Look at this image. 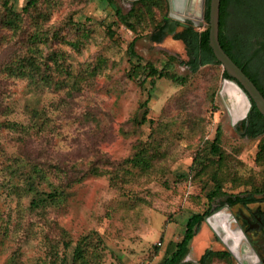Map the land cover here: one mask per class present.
<instances>
[{"label": "rangeland", "instance_id": "1", "mask_svg": "<svg viewBox=\"0 0 264 264\" xmlns=\"http://www.w3.org/2000/svg\"><path fill=\"white\" fill-rule=\"evenodd\" d=\"M27 1L9 0L19 27L0 25V264H157L181 238L190 214L224 199L222 193L207 198L214 173L227 194L257 187L262 189L253 194L264 196L262 136L237 131L242 117L231 113L234 99L223 90L222 66L205 64L188 73L178 62L186 58L181 40L166 31L158 41L149 37L155 25L166 27L169 8H154L152 19L133 29L107 0H35L26 10ZM242 1L253 4L252 11L260 4ZM114 2L123 13L132 3ZM236 19L232 14L227 25L236 26ZM32 33L42 42L30 44ZM133 37L138 62L188 74L186 82L130 77ZM32 48L64 52L66 87L34 85L4 71L6 62ZM147 97L148 120L138 125L133 118L141 117ZM33 109L45 116L41 131L30 126ZM217 127L224 156L213 163L209 142ZM141 143L152 153L146 170L124 163ZM222 214L209 219L214 228ZM208 226L202 222L190 242L185 259L194 264L203 249L220 247ZM224 231L223 240L231 239L229 247L237 251L233 258L250 264L249 246L238 247L239 233L230 229L227 237ZM77 244L84 246L80 257Z\"/></svg>", "mask_w": 264, "mask_h": 264}, {"label": "trees", "instance_id": "2", "mask_svg": "<svg viewBox=\"0 0 264 264\" xmlns=\"http://www.w3.org/2000/svg\"><path fill=\"white\" fill-rule=\"evenodd\" d=\"M249 1V0H248ZM108 4L115 8L116 14L119 16L120 21L134 29L135 23L145 21L147 18L152 19L154 15V8L164 9V13L168 10L169 4L167 0H134L131 3L130 9L123 13L116 5L114 0H107ZM244 3L242 0H220V18H219V41L225 52L240 66L243 71L252 79L257 85L259 90L264 95V0H257L256 5L254 3V9L251 10L253 4ZM2 6L0 8V25L7 26L11 29L19 27L20 16L19 13L11 7L9 0H2ZM245 4V5H244ZM35 5V0H28L23 9H28L30 6ZM232 6V11L229 12L228 8ZM236 13V14H235ZM236 16V26H228L227 20L231 15ZM209 0H204V24L203 29H196L194 25L188 24L187 26L180 27L175 34V38L181 40L185 47L186 58L179 59L178 62L188 69V73L197 72L200 66L205 64H213L215 66H221V63L215 58L211 47L208 43L209 27ZM166 22V16L162 19ZM166 24V23H165ZM158 28V30H157ZM164 24H157L153 30L148 34L151 39L158 41L161 38ZM32 33L28 39L30 44L35 42H42L37 34ZM133 37L128 43L129 58L132 62L131 72H128L130 77L144 74L142 82L147 77H151L152 81L155 78H161L163 76L169 77L173 82L183 84L187 80L188 74L170 73L165 68H157L152 62L140 63L139 57L134 50ZM48 44L47 40L43 42ZM30 52L19 54L15 60L6 62L3 65L5 72L18 77L28 78L34 85L40 83L47 85H58L60 87H66V64L64 62V52L57 49L51 50L49 48L45 53H37L36 50L29 49ZM137 61V63L133 61ZM222 75L224 78H228L227 73L222 68ZM148 97L141 102L139 108L143 109L141 117L135 116L133 120L138 125L145 123L148 118L146 116L148 107ZM250 109L246 118L249 119V126L245 132V136L255 138L262 136L261 148L258 152L259 159H264V116L259 112L254 102L250 98ZM140 110V109H139ZM39 111L32 110V118L30 119L31 128L37 131L43 130L46 126V121ZM9 126H17V121L7 122ZM26 129L25 131H27ZM221 130L217 127L213 139L209 142V153L217 158L213 163L222 161L223 150L220 145ZM199 153V152H197ZM152 153L147 151V147L144 143H141L137 150L129 157L126 158L124 163L130 166H139L142 169H148L150 166V158ZM200 156L202 154L200 153ZM213 159L207 157L204 161ZM195 160V159H194ZM126 165V167H127ZM37 168L38 165L34 163ZM39 170V168H37ZM144 170V171H145ZM214 183L207 193V198L212 200L220 193L226 196L225 202L234 203L239 200L250 199V196H242L241 193L227 194L223 188V179L218 173H214L211 179ZM262 188H255L248 192V195L253 192L260 191ZM264 189V188H263ZM62 194V191H60ZM210 211L207 208L203 212H194L187 217L185 222V228L181 238L177 241H171L173 248L161 257L157 264H192L191 261L185 259L189 251V245L193 237L196 235L201 221L204 216ZM84 247V246H83ZM77 244L76 248H79L77 252L78 257L81 256V250H84ZM229 257L226 250L214 251L205 249L204 253L198 259L200 264H211L215 258ZM89 264V262H86ZM93 263V262H92ZM96 264V263H95Z\"/></svg>", "mask_w": 264, "mask_h": 264}, {"label": "flooded vegetation", "instance_id": "3", "mask_svg": "<svg viewBox=\"0 0 264 264\" xmlns=\"http://www.w3.org/2000/svg\"><path fill=\"white\" fill-rule=\"evenodd\" d=\"M166 19V27L163 28L162 34L164 31H166L173 36H175L177 32V27L187 26L188 24L194 23L193 20L186 16H172L168 14ZM249 109L250 107L246 111V114L242 116V118H239L237 123H235L237 131L243 136H245L244 134L249 126V119L246 118ZM241 195L250 196L251 198L247 200H239L234 203H227L224 201L226 198L225 196L219 205L210 208V211L204 216V219L201 221V223L205 221L206 224L209 225L208 228L211 234H214L213 243L220 246L214 251L226 250L228 252L229 258L232 260L234 259L231 251L228 248L230 243H232V240H223L225 235L224 230L227 231L228 237L230 236L231 229L233 232H237L240 235L238 247L244 246V244L249 246L250 252L252 254H248V256L251 255L249 258V260L251 259L250 264H264V196L257 197L254 194L248 195V193H241ZM234 207L237 208V213H232L229 211V209H233ZM217 213H223L222 216L217 219L221 227L219 226L214 228L209 219H214V216ZM233 221L235 224H237L235 225L237 226L236 229L234 228L235 226H232ZM194 246L195 250L199 251L200 243ZM206 249H210V247H207ZM204 251L205 249L199 252L198 259L204 253ZM198 259L196 260V263L200 264ZM239 259L241 260V255L239 256ZM234 261V263H232V261L230 264H239L237 259H234Z\"/></svg>", "mask_w": 264, "mask_h": 264}, {"label": "water", "instance_id": "4", "mask_svg": "<svg viewBox=\"0 0 264 264\" xmlns=\"http://www.w3.org/2000/svg\"><path fill=\"white\" fill-rule=\"evenodd\" d=\"M134 1V0H131ZM169 4V15L186 16L197 26L204 24V0H167ZM219 18H220V0H209V36L208 43L212 49L215 58L221 63L223 70L228 78L235 82L238 88L245 95L250 107V98L254 102L259 112L264 116V95L250 77L222 48L219 41ZM248 110V109H247ZM246 113V112H245ZM232 254L236 251L228 246Z\"/></svg>", "mask_w": 264, "mask_h": 264}, {"label": "bare ground", "instance_id": "5", "mask_svg": "<svg viewBox=\"0 0 264 264\" xmlns=\"http://www.w3.org/2000/svg\"><path fill=\"white\" fill-rule=\"evenodd\" d=\"M223 90L225 92H228L234 99V107L231 109V113L233 114L234 119H236V117L239 118V117L244 116L246 114L245 113L246 110L248 109L247 99L245 95L242 93V91L235 84V82L230 81V80H224ZM231 235H232V232L230 233V236Z\"/></svg>", "mask_w": 264, "mask_h": 264}]
</instances>
